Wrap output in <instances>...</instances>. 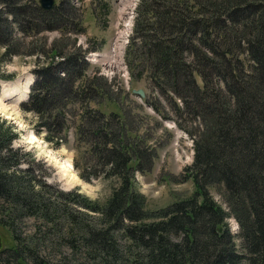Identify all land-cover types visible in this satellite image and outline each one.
Segmentation results:
<instances>
[{
    "label": "trees",
    "instance_id": "16d2710c",
    "mask_svg": "<svg viewBox=\"0 0 264 264\" xmlns=\"http://www.w3.org/2000/svg\"><path fill=\"white\" fill-rule=\"evenodd\" d=\"M70 1L43 10L24 0H0V44L7 46L14 28L32 33L35 16H24L31 10L43 16V29L56 28L61 37L81 33ZM57 42H51L52 53ZM73 47L36 71L20 107L39 117L37 127L54 148L73 126L75 150L83 144L86 151L81 179L115 180L104 202L83 198L103 223H81L90 258L112 264L125 249V264H264V0L139 1L125 52L132 75L145 72L155 87L175 93L179 101L170 100L176 115L186 111L194 122L193 159L185 174L194 190L159 209L146 208L133 180L135 171H149L156 156L148 134L130 126L123 110L106 114L91 108L89 101L113 99V91L99 70L87 75L88 48L75 41ZM77 103L78 112L68 106ZM14 127L0 116V204L7 216L37 214L55 221L48 212L55 197L45 189L62 192L44 181L30 152L14 147ZM212 188L225 206L213 199ZM229 217L238 223L236 233L229 230ZM0 223L9 225L1 218ZM116 238L125 244L119 248ZM15 240L0 249V264H26L25 252L27 263L49 264Z\"/></svg>",
    "mask_w": 264,
    "mask_h": 264
},
{
    "label": "rangeland",
    "instance_id": "374dc122",
    "mask_svg": "<svg viewBox=\"0 0 264 264\" xmlns=\"http://www.w3.org/2000/svg\"><path fill=\"white\" fill-rule=\"evenodd\" d=\"M139 1H70L76 8L84 28V31L77 33L76 36L73 31H67L64 37H61L60 31L56 28L43 29V24L39 23L43 16L39 12L33 10L25 12L24 16L30 14L35 16V29L32 33L23 35L14 28L7 37L8 47L3 43L0 44V83L11 82L9 86H15L13 94L16 93L21 99L17 90L20 88L23 93L29 89L30 92L36 71L48 65L47 62L59 60L58 51L61 50L63 54L75 51L73 41L82 48H88L84 54L85 59L90 63L86 70L87 75L99 70V74L101 73L103 80L111 85L113 91V99L99 96L96 101H89V105L106 114L111 111L120 114L123 110L130 126L141 131L142 135L148 134L146 141L156 150L149 171L145 173L135 171L133 175L135 187L146 198V208L154 210L174 200L185 198L194 190L191 179L185 177L186 168L191 164L194 153V135L189 132V130L193 131L194 122L190 120V115L186 111L181 110L178 113L180 117L176 115L173 103L179 101V98L175 93L155 87L145 72L141 77L132 75L125 52L133 35ZM24 2L32 9H35L36 5L39 6L38 0H24ZM55 3H58V0H55ZM53 40H58L55 53H52L50 47ZM71 67L72 65L69 66ZM28 77L29 81H27ZM57 86L53 87L58 88ZM138 88L143 89V97L132 92L133 89ZM1 90L3 92L0 94V116L5 118L8 124L15 126L17 135L13 141L14 147L30 152L36 158L33 165H37L36 168L41 170L40 175L44 181L62 193L45 189L46 196L51 194L55 197V200L49 203L51 205L48 210L50 218L55 221H49V218L37 214H25L17 218L12 212L7 216L4 206L0 204V218L9 224L0 223V249L15 244V238L18 237L19 245L23 244L24 249H32L39 258L49 264H108L90 258L85 251L86 243L82 235L84 228L82 229L81 226L93 224V227H98L101 223V227L103 223L99 221V214L90 211L82 202L83 198L104 202L115 180L105 179L102 176L93 177L89 181L81 179L78 171L85 164L86 151L83 144L80 149L75 150L77 143L74 141L73 126L67 128L64 142L58 148H54L45 139L46 131H40L37 127L39 117L33 112L21 109L22 101H18L19 99L16 101L17 96L8 98L3 85ZM170 97L174 101L170 100ZM68 106L75 112L82 110L80 103ZM68 117L71 118V115ZM177 120L184 127L179 126ZM39 162L41 164H37ZM69 166L70 173L65 169ZM40 190L45 193L43 188ZM210 192L217 203L225 206L216 189L212 188ZM66 213H71L79 221L72 220L65 215ZM157 215L155 213L154 216ZM227 220L229 230L236 233L237 221L233 217ZM126 222L128 220L124 219L123 223L127 224ZM116 240L119 248L125 244L123 238ZM127 256L128 252L120 249L119 258L112 264H125ZM24 260V262L31 261V257L26 252ZM27 262L26 264H29ZM3 263L2 260L1 264Z\"/></svg>",
    "mask_w": 264,
    "mask_h": 264
},
{
    "label": "bare ground",
    "instance_id": "6f19581e",
    "mask_svg": "<svg viewBox=\"0 0 264 264\" xmlns=\"http://www.w3.org/2000/svg\"><path fill=\"white\" fill-rule=\"evenodd\" d=\"M44 10V9H43ZM130 41V40H129ZM116 52V51H115ZM121 53V52H120ZM115 56V55H114ZM120 63V62H119ZM30 80V78L28 77L27 78V81H29ZM18 81H21V80H18ZM18 83V82H17ZM11 84V82H1L0 83V94H2V90H1V88H2V85H3V87H5V92H6V96H8V98H13L14 96H17V98L15 97V99H16V101L19 99V96L15 93V94H13V92L15 91V86H9ZM26 87V86H25ZM21 89H22V87H21ZM23 90V89H22ZM19 93L18 94H20L21 95V99H19L18 101H26V99H27V97H28V93H29V89H26L25 91H23V93H22V91L20 90V88H19V90H17ZM22 93V94H21ZM5 94H3V96H4ZM140 97V96H139ZM11 99H9V100H11ZM8 116V115H7ZM66 169V171H68L69 173H70V169H71V167L69 166V167H67V168H65ZM74 170V169H73Z\"/></svg>",
    "mask_w": 264,
    "mask_h": 264
},
{
    "label": "water",
    "instance_id": "95a60500",
    "mask_svg": "<svg viewBox=\"0 0 264 264\" xmlns=\"http://www.w3.org/2000/svg\"><path fill=\"white\" fill-rule=\"evenodd\" d=\"M55 0H38V4L39 6L44 9V10H50L53 8L55 2ZM133 93H135L136 95L143 97L144 96V91L141 88L138 89H133L132 91ZM0 247H1V239H0Z\"/></svg>",
    "mask_w": 264,
    "mask_h": 264
}]
</instances>
